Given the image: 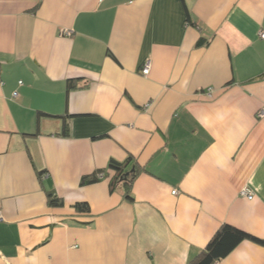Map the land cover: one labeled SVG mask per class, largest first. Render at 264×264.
Masks as SVG:
<instances>
[{"label":"crops","instance_id":"1","mask_svg":"<svg viewBox=\"0 0 264 264\" xmlns=\"http://www.w3.org/2000/svg\"><path fill=\"white\" fill-rule=\"evenodd\" d=\"M262 32L264 0H0V264H189L225 224L264 240ZM129 158L132 200L108 168Z\"/></svg>","mask_w":264,"mask_h":264},{"label":"trees","instance_id":"2","mask_svg":"<svg viewBox=\"0 0 264 264\" xmlns=\"http://www.w3.org/2000/svg\"><path fill=\"white\" fill-rule=\"evenodd\" d=\"M69 86L71 87V82H69ZM40 115L46 114L42 113ZM66 133L67 128L64 127L63 134ZM132 160L133 158H129L125 162L111 160L108 166L109 170L114 172V176L111 180L112 190L116 187V185L122 184L126 188V197L128 200H132L131 187L139 172L136 164L131 165ZM101 176H103V178H100ZM105 178H107L106 172L101 171L91 177L83 178L81 185H92ZM48 201L52 206L62 207L64 204L62 199L56 196L53 192L48 193ZM75 208L85 212L89 211V206L85 203H78L75 205ZM244 241H251L264 246V240L239 230L231 225L225 224L212 238L207 247L189 264H216L228 257Z\"/></svg>","mask_w":264,"mask_h":264},{"label":"built area","instance_id":"3","mask_svg":"<svg viewBox=\"0 0 264 264\" xmlns=\"http://www.w3.org/2000/svg\"><path fill=\"white\" fill-rule=\"evenodd\" d=\"M260 38L262 40H264V32L260 33ZM150 73V63L147 62L146 65L144 66V68L142 69V74L144 76H147L148 74ZM20 85H22V82L19 83ZM14 97H17L18 96V93L15 92L13 94ZM100 178H103V176H101ZM179 192L178 191H174L173 194L174 195H177ZM241 196L248 199V200H253L254 199V193L252 191H250L249 189L247 188H244L242 191H241ZM3 220V217L2 215L0 214V222Z\"/></svg>","mask_w":264,"mask_h":264}]
</instances>
